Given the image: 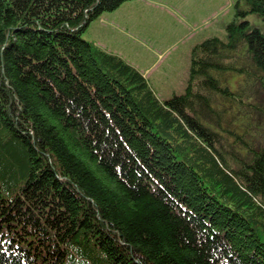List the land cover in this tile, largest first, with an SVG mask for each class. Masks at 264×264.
Wrapping results in <instances>:
<instances>
[{
    "label": "trees",
    "instance_id": "1",
    "mask_svg": "<svg viewBox=\"0 0 264 264\" xmlns=\"http://www.w3.org/2000/svg\"><path fill=\"white\" fill-rule=\"evenodd\" d=\"M124 1L0 0V264H264V0L163 100L82 37Z\"/></svg>",
    "mask_w": 264,
    "mask_h": 264
},
{
    "label": "rangeland",
    "instance_id": "2",
    "mask_svg": "<svg viewBox=\"0 0 264 264\" xmlns=\"http://www.w3.org/2000/svg\"><path fill=\"white\" fill-rule=\"evenodd\" d=\"M235 1L126 0L91 20L82 37L135 66L163 100L184 92L197 43L213 36L226 39ZM249 19L258 22L253 15ZM238 80L233 76L231 85Z\"/></svg>",
    "mask_w": 264,
    "mask_h": 264
}]
</instances>
